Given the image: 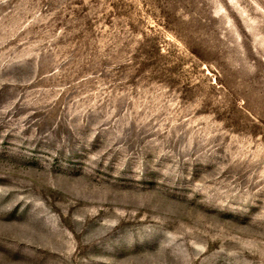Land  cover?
I'll use <instances>...</instances> for the list:
<instances>
[{
  "label": "rangeland",
  "instance_id": "1",
  "mask_svg": "<svg viewBox=\"0 0 264 264\" xmlns=\"http://www.w3.org/2000/svg\"><path fill=\"white\" fill-rule=\"evenodd\" d=\"M0 264H264V0H0Z\"/></svg>",
  "mask_w": 264,
  "mask_h": 264
}]
</instances>
